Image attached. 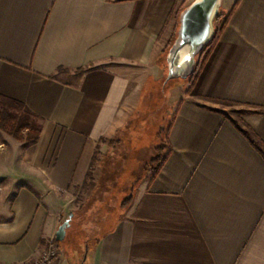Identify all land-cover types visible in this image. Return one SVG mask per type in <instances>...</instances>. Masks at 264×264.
Wrapping results in <instances>:
<instances>
[{
	"label": "crops",
	"instance_id": "0c3cea01",
	"mask_svg": "<svg viewBox=\"0 0 264 264\" xmlns=\"http://www.w3.org/2000/svg\"><path fill=\"white\" fill-rule=\"evenodd\" d=\"M192 1L0 0V100L43 124L37 142H10L8 162L0 153V180L16 183L0 206V264L37 260L56 239L65 198L125 126L130 86L147 84ZM236 1L175 105L164 164L82 264H264V0Z\"/></svg>",
	"mask_w": 264,
	"mask_h": 264
},
{
	"label": "rangeland",
	"instance_id": "374dc122",
	"mask_svg": "<svg viewBox=\"0 0 264 264\" xmlns=\"http://www.w3.org/2000/svg\"><path fill=\"white\" fill-rule=\"evenodd\" d=\"M233 1L223 0L220 9L221 21L227 16L226 11ZM171 44L162 54V58L160 57L161 60H157L143 72L147 84L133 83L130 86L129 94H134L135 99L125 107V126L115 138L107 140L108 144L102 146L103 151L99 145L94 177L89 181L88 188L85 190L82 185L76 189V196L65 198V212L61 223L66 221L71 213L73 217L64 240H56L61 256L67 255V261L82 264L89 247L105 231L110 220L121 212L122 207L126 208L132 203L127 202L131 197L133 200L138 181L147 173L153 172L155 165L152 159L158 156V147L167 146L166 130L172 120L175 105L186 93H190L195 85L194 81L190 82L188 78L166 81L167 54ZM160 64L165 66V71H158ZM149 75L161 79L153 83L150 82ZM140 76L135 80L140 79ZM139 96L140 100L137 99ZM2 103L4 102L0 100V105ZM14 140L16 138L0 128L1 162L9 161V144ZM15 185L8 176L0 180V206L9 205ZM124 203L128 205L123 206ZM3 215L0 211V219Z\"/></svg>",
	"mask_w": 264,
	"mask_h": 264
},
{
	"label": "water",
	"instance_id": "95a60500",
	"mask_svg": "<svg viewBox=\"0 0 264 264\" xmlns=\"http://www.w3.org/2000/svg\"><path fill=\"white\" fill-rule=\"evenodd\" d=\"M222 3L223 0H193L181 12L178 34L167 54L166 81L187 79L193 74L197 56L215 35V20ZM72 217L73 213L59 226L58 241L64 240Z\"/></svg>",
	"mask_w": 264,
	"mask_h": 264
},
{
	"label": "trees",
	"instance_id": "16d2710c",
	"mask_svg": "<svg viewBox=\"0 0 264 264\" xmlns=\"http://www.w3.org/2000/svg\"><path fill=\"white\" fill-rule=\"evenodd\" d=\"M239 0L236 1V4ZM228 23V17L226 16L224 20L221 21V13L217 16L215 20V35L211 42L207 44L204 49L197 56V62L193 74L188 78V80L194 81L195 84L199 74L201 73L210 53L220 39V35L224 27ZM172 45V44H171ZM4 103L0 105V128L12 135L19 141H24L28 143L37 142L40 139L42 132V118L30 110L23 102L12 99H1ZM172 122H170L166 130V140H168V134L171 129ZM158 156L152 159L154 163L153 173L155 174L160 170L162 165L166 160L165 147H158ZM98 148L95 150L94 156L92 158L89 170L86 174L85 181L83 183V189H87L89 186V181L94 177V167L97 162ZM151 162V163H152ZM155 162H157L155 164ZM132 201V197L129 199L128 204ZM126 203V204H127ZM125 203L123 206H127Z\"/></svg>",
	"mask_w": 264,
	"mask_h": 264
},
{
	"label": "built area",
	"instance_id": "2783aa9c",
	"mask_svg": "<svg viewBox=\"0 0 264 264\" xmlns=\"http://www.w3.org/2000/svg\"><path fill=\"white\" fill-rule=\"evenodd\" d=\"M61 258L59 244L56 239L49 241V247L41 258L31 261L28 264H58Z\"/></svg>",
	"mask_w": 264,
	"mask_h": 264
}]
</instances>
